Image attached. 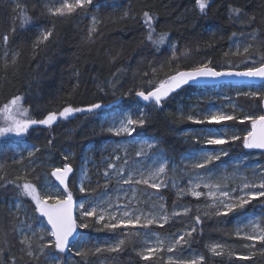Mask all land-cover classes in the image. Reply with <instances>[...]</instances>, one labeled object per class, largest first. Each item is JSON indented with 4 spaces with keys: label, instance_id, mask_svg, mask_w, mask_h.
Instances as JSON below:
<instances>
[{
    "label": "snow or ice",
    "instance_id": "1",
    "mask_svg": "<svg viewBox=\"0 0 264 264\" xmlns=\"http://www.w3.org/2000/svg\"><path fill=\"white\" fill-rule=\"evenodd\" d=\"M211 0H195L196 7L201 14H207ZM13 27L9 33L2 35L0 42V69L7 73L8 69H16L20 57V50H13L9 47L12 36L17 30H23L28 26L44 21V26H39V32L32 41V58L46 52L50 44L59 41V33L56 28L58 18L71 19L76 15L83 14L85 17L95 0H38L37 6L40 8L39 14L35 17L29 14L27 7L14 0ZM18 13V16L15 15ZM230 18L240 19L247 16L244 6L229 7ZM135 20L136 14L132 11L131 4L123 11L120 19ZM142 19L147 29V34L141 40V45L147 42L160 53L164 48L170 51L171 55L167 62H160V68L152 67L154 61L141 59L139 64L147 62L149 71L141 72L139 67L133 72V79L138 80L126 91H121L117 95V90L123 88V84L118 77L126 72L125 68H119L112 73L111 78L98 84V90L106 93V87L110 88L114 97L113 101L106 105L102 100L88 103L83 106H75L71 100H59L58 107L48 110L52 101L44 105L37 104L35 109L26 107L25 103L30 98L28 92L11 96L6 102L0 104V137L6 134H14L16 137H25L34 126H43L49 132L54 131L61 121H69L77 114L97 115L99 111L106 112L104 123L108 126L103 131L110 133L113 137L123 138L117 142L113 152L106 160L102 161V171L96 182V187H91V178L87 167L80 170L79 192L82 194L74 198L73 191L69 184L71 176L75 175L71 158V151L62 152V167H51L48 160H42L40 153L43 150H50L54 146V136L46 138V145H26L27 156L22 153L20 158L14 163L22 164L23 168L19 175L8 179L5 172L6 164L0 163V190L6 186H13L17 192L14 203L7 205L12 225L9 229L19 239L21 245L19 260L24 264H69V259L65 254L71 253L73 248H78L75 256L78 261L72 264H90V258L101 254L119 255L124 253L130 240L139 239L143 245L141 248H133L136 257L144 264H153L156 260L164 257L167 252V264H205V255H195L194 258H185L183 253L190 249L196 236L203 231V222L207 219H215L218 223L229 218L235 219L233 235L251 243L244 244L249 249L247 255H241L229 248L226 244L211 243L206 245L208 252L214 257L227 255L229 259L236 257L238 260H251L255 255L253 249L260 245V251L264 252V165H256L252 169L251 179L246 174H239L240 161L232 172H227L229 167L224 162L225 157L230 153L225 148L208 149L206 146L228 145L241 142L242 148L247 150H264V114H245L239 119L240 124L249 122L250 130L241 137L237 134L228 135L219 129L208 127L200 130L185 131L182 135L185 139L191 137L193 144L201 145L193 147L182 155L183 167H180L168 159L164 149L159 148L161 140L152 137L149 143L146 139H137L140 130L146 128L153 116L152 111H163L166 103L179 94V90L184 87H196L201 82L208 79H215L223 76H241L248 78H259L264 80V21L260 26L253 28L251 32H233L229 41L236 45L233 55H244L246 60H251L258 66L246 67L244 71H217L211 59L197 64L187 70H176L167 74L166 78L158 79L157 73L167 66L171 70L173 62H178L182 56H187L189 49L180 51L177 43L172 42L168 31H157L154 22L157 17L150 10L142 13ZM19 21L18 27L16 21ZM102 20L93 14L91 22L87 28L83 44L95 43L99 34V25ZM257 24L255 14L248 16L247 21L242 25L251 27ZM50 25V26H49ZM247 38L250 42L244 44L241 53V44ZM255 42V43H254ZM212 47V44H208ZM197 50L199 44L196 45ZM231 51V49H229ZM121 53L109 56V63H115ZM225 56L229 52L224 53ZM39 65H37V70ZM80 72L76 70L75 77L77 83L73 85V90L79 88ZM33 77L32 80H35ZM32 80L29 81L31 84ZM72 95L71 93L69 94ZM139 98L145 102V107L137 109L138 115L131 111L114 112L110 106L114 107L118 101L124 97ZM241 93H237L240 96ZM252 101L259 98L258 106L264 109V93L260 91H250L242 94ZM199 103V101H197ZM255 106V105H254ZM151 107V111L149 110ZM233 108L237 105L233 104ZM197 112L196 106L189 107V114L184 115V106H178L177 119L189 121L195 124L221 125L225 121H237V116L226 114L221 110H209L202 114ZM39 116L40 118H35ZM129 145H136L135 156L141 158L135 160L129 158ZM123 153V155H120ZM151 153V154H150ZM264 156V152H261ZM247 155L244 159L247 160ZM50 159V158H49ZM25 160L27 163H25ZM122 161V162H121ZM151 161V163H146ZM217 162H219L217 164ZM87 163V160L85 161ZM37 167H50V175L33 174ZM217 175L218 171H221ZM169 171L172 175L169 176ZM179 173V175H177ZM42 175V178H41ZM50 177H54L57 183H53ZM187 178V185L181 187V180ZM104 183L100 184V179ZM115 181V185H113ZM143 186V187H142ZM175 190L177 200L187 196L197 198V203L184 206L176 210L177 201H173V210L169 212L164 203L165 197L160 194L161 189ZM99 189L100 191H97ZM149 189L156 190L154 193ZM203 198L204 203H199ZM30 201L25 205L24 200ZM3 197L0 196V202ZM257 203L261 208L259 216L249 213V207L255 208ZM191 223L183 230L175 233L162 234L154 231L152 226H159L163 229L165 225L180 219L189 217L192 212ZM21 213L23 216L21 217ZM94 229L96 232H108L116 234L114 240H104L103 242L92 241L81 230ZM8 232L3 233V238L7 242ZM8 249L0 248V264H18L16 255H8ZM27 257V260H24ZM128 264H133L131 258Z\"/></svg>",
    "mask_w": 264,
    "mask_h": 264
},
{
    "label": "trees",
    "instance_id": "2",
    "mask_svg": "<svg viewBox=\"0 0 264 264\" xmlns=\"http://www.w3.org/2000/svg\"><path fill=\"white\" fill-rule=\"evenodd\" d=\"M24 4L29 14L33 17L39 14L40 8L33 5H38V0H19ZM131 4L132 11L136 14V19H120L123 11ZM243 5L247 16H241L240 19L230 18L229 7H239ZM14 0H0V42H2V35L9 33L13 27V8ZM145 10H150L156 14V21L154 26L159 32L161 30L168 31L170 40L177 43L180 51L185 47L189 49L187 56H182L178 62H173L171 70L165 66L157 73L158 79L166 78L167 74L174 73L176 70L189 69L197 66V64L206 62L211 59L210 66L216 69L232 68V69H246V67L258 66L253 64L251 60H246L244 55H233L234 51L233 41H229L228 37L233 32H251L253 28L261 25L264 21V0H211L210 6L207 9V14H201L196 7L195 0H95V4L91 7L88 16L83 14L76 15L71 19L58 18L56 20V28L59 33V41L50 44L46 52L41 53L35 59L32 58L31 45L39 32V26H44V21H38L37 24L26 27L23 30H17L10 40L9 47L13 50H20L21 57L16 69H8L7 73L0 69V104L6 102L11 96L28 92L29 99L25 106H31L35 109L37 104L44 105L49 101L48 110L60 106L59 100H71L75 106H83L88 103L102 100L106 105L113 101L114 97L110 88L106 87V93H101L97 85L101 82L111 78L112 73L119 68H125L126 72L122 73L118 79L123 84L122 89L117 90V95L121 91H126L138 80L133 79V72L139 67L141 72L151 71L147 65L139 64L142 57L146 61H154L152 67L160 68V62H167L171 55L167 48H164L160 53H156L155 49L150 44L145 42L141 45V40L147 34L146 26L142 19V13ZM95 14L99 16L102 23L99 25V34L96 37L95 43L83 44L82 41L87 33V28L91 22V16ZM255 14L257 24L251 27L242 26L248 16ZM18 16V13H15ZM17 27L19 21H16ZM50 26V25H49ZM250 42L244 38L240 51L243 52L244 44ZM255 43V42H254ZM199 44L197 50L196 45ZM212 44V47H208ZM231 49V51H229ZM117 52L121 53L115 63H109V56L115 55ZM229 52L228 56L224 53ZM37 65L39 69L37 70ZM80 72L79 88L73 90V85L77 83L75 72ZM36 77L35 80H32ZM32 80L31 84L29 81ZM219 87H230L235 85L225 84L218 85ZM240 96H235V104L238 110H234V115L237 116V121H225L221 125L195 124L189 121H181L177 119V108L180 104H187L191 101L193 91L202 87L211 86H186L179 90L178 95H174L170 99L163 111H152L153 119L150 124L140 130V136L137 138L146 139L156 137L161 140L159 148L166 151L168 159H173L180 165V156L189 151L193 147H200L201 145L193 144L191 137L185 139L182 135L188 130H198L205 127L218 128L221 126H228L237 130L241 137L250 129V123H239V119L245 114L260 115L262 109L258 106L259 98L256 101L250 100L242 94L246 92V86L240 85ZM261 93H264V83H261ZM252 91V90H250ZM249 91V92H250ZM72 94L71 96L69 94ZM199 101V103H197ZM198 104L201 111L206 109L209 105L219 102L217 98L204 97L202 100H194ZM255 105V106H254ZM145 107L139 102L134 95L132 97H124L116 103L113 108H130L132 112L138 115L137 109ZM151 111V107H149ZM106 114L104 110L99 111L97 115H81L77 114L69 121H61L54 129L49 132L43 126H34L29 134L19 140L27 144L46 145V138L55 137L54 146L50 150H43L40 153L42 160H48L51 167H62V152L71 151L73 156L71 162L73 168L78 167V161L85 152L86 146L94 144L98 147L104 140L113 137L110 133L103 131V126L106 125L102 117ZM35 118H40L39 116ZM11 138L0 139V163L6 164L5 172L8 179H12L20 174L22 164L14 163L18 161V157L14 154L11 148ZM211 147L225 148L229 151V157L224 159H236L245 155L252 156L259 162V165H264V156L261 152L255 150H247L242 148V141L231 143L228 145H218ZM27 156L25 150H21L20 154ZM101 156L102 151L96 150L94 158L97 162V167L101 171ZM50 158V159H49ZM25 163L27 161L25 160ZM50 167H37L36 174H43L45 172L50 175ZM169 171V176H170ZM179 175V173H178ZM42 177V176H41ZM55 180L54 177H52ZM76 175L71 176L69 184L70 190L74 193V198L79 197L81 193L75 190L74 182ZM186 177L181 180V187L187 185ZM154 190V189H153ZM97 191H100L97 189ZM156 191V190H154ZM160 194L165 197L164 203L169 212L173 210V201H177L176 210L188 205L195 207L197 198L187 196L177 200L175 190L169 187L168 189H161ZM0 196L3 197L0 202V248L8 249L11 245L8 255H16L18 264H24L19 260L21 253L19 251L18 237L9 231L12 217L7 210L8 200L11 197H17V192L13 186H6L5 189L0 190ZM25 205H29L30 201L25 199ZM203 204V198L199 200ZM261 213V208L257 203L256 207H249L248 212L255 211ZM196 213L193 211L189 217H181L169 225H165L163 229L159 226H152L154 231H159L162 234L175 233L178 230H183L184 227L191 223L192 216ZM15 223V221H12ZM235 219H227L218 223L214 218L207 219L203 222V231L198 229V235L192 242L191 248L186 249L183 253L185 258H194L195 255H205V264H264V252H261L260 245H257L255 255L251 260L241 261L236 257L229 259L227 255L223 257H214L208 252L206 245L211 243L226 244L229 248L241 255H247L249 249L244 247L248 241L233 235ZM87 231V230H82ZM90 235L97 236L99 239L107 238L109 240L116 239V234L108 232H96L95 230H88ZM8 232L7 242L3 238V233ZM142 243L139 239L130 240L128 249L119 255L101 254L90 258V264H98L103 261V264H128L129 259L133 264H144L136 257L133 248H140ZM68 253L65 258L68 259ZM74 261L80 258L72 254ZM27 260V257H24ZM40 264H44L43 261ZM69 264H72L70 262ZM153 264H167V252L165 250L164 257L161 260H156Z\"/></svg>",
    "mask_w": 264,
    "mask_h": 264
},
{
    "label": "rangeland",
    "instance_id": "3",
    "mask_svg": "<svg viewBox=\"0 0 264 264\" xmlns=\"http://www.w3.org/2000/svg\"><path fill=\"white\" fill-rule=\"evenodd\" d=\"M232 50L234 52L236 51V45L235 44L233 45V49ZM245 86H246L245 87L246 88V92H249L250 90L259 91L261 89V86H259V85H250V84H248V85H245ZM240 87H241L240 85L232 86V88L227 87V86H225V87H219V86L202 87V88H199V89H196V90L193 91V96H192L191 101L189 103H187L186 105L185 104H180L179 106H181V105L184 106V115L185 116H187L189 114V107L193 106V105L196 106L197 112L201 114L200 118H202V114L204 112L209 111V110H213V111L214 110H221V111H224L226 114L234 115V110L235 109L238 110V107L233 108L232 105L235 104V98L234 97L240 91ZM204 97H209V98H213V99L217 98V99H219V102L211 104L206 109L201 111L199 109V107H198V104L195 103L194 100H202ZM112 111H114V112L131 111L132 112V110L130 108H122V109L121 108H113ZM105 115L102 117V120H104ZM0 126H3V125L0 124ZM107 126L108 125L106 124V125L103 126V128H107ZM205 128H208V127L204 126V128H201V129H198V130L195 129V131L199 132L200 130L205 129ZM214 129H219V131H221L222 133H227L228 135H232V134H237L238 135L236 129L228 127V126H221V127H218V128L215 127ZM4 138L5 139L11 138L13 140L11 142V148L14 150V154H16V156H19L18 159L20 158V155H19L20 151L21 150H25L26 149V145H30V144L25 143L22 140H19L22 137H16L14 134H6V136L0 137V139H4ZM137 139L139 140L140 138H137ZM122 140H123V138H118V139L112 138V139H109V140L102 141L98 147H95L94 144H89L88 146H86V148L84 150L85 152L82 154L80 160L78 161V167H77L76 172H75L76 179H75V182H74L73 186L75 187V190L78 193H79V180H78V177L80 176L81 168L85 167V166L87 167V169L89 170V175H90L91 181H92L91 187L95 188L97 179L99 177V174L102 171V170L100 171L98 169L97 162H96V160L94 158L96 150L98 149V150L102 151V156H101V161L100 162H101V166L104 167L106 165H103L102 161L106 160L109 157L110 153L113 152V149L115 148L116 143L120 142ZM146 140H148L149 143L152 142L151 138H146ZM136 147H137L136 145H129V158L135 159V160H140L141 158L135 156ZM204 147H207L208 149L220 148V147H211V146H206V145ZM25 152L27 154L26 150H25ZM186 153H183L182 155H184ZM120 155H123V153H120ZM181 157L182 156H180V158H179L180 159V165L177 164L176 161H174L173 159H169V160H171L176 165H178L180 167H183V164H182V161H181ZM244 157L245 156L240 157V158H236V159L228 158L226 160L223 158L224 162L227 165H229V167L226 169V171L229 172V173L232 172L234 170V167L240 161H243L242 164H239V169H238L239 174H246L251 179L252 169L255 168V166L258 165L259 162L254 159V155H253V157L252 156L251 157L247 156L248 157L247 160H245ZM86 160H87V163H85ZM146 163H151V161H146ZM218 163L219 162H217V164ZM54 167H61V166H54ZM21 170H22V168H21ZM21 170H20V172H21ZM222 171L223 170L218 171L217 175H220ZM170 174L172 175L171 171H170ZM177 175H178V173H177ZM50 179L53 181V183H57L55 180H53L52 177H50ZM186 181H187V179H186ZM103 183H104V181L101 178L100 179V184L102 185ZM112 183H113V185H115V181H113ZM148 191L149 192H153V193L155 192L153 189H149ZM16 198L17 197H11L8 200V204L9 203H14ZM254 214L259 216L261 213L257 210V211L254 212ZM22 216H23V213H21V217ZM88 230H94V229L90 228V229H87V231H83L85 233V235L88 238H90L92 241L103 242L104 240H109L107 238H104V239L100 238L99 239L97 236L90 235ZM248 243H251V242L248 241ZM19 247H21L20 244H19ZM141 247H143V245ZM77 250H78V248H73L72 252L68 253V255H67L68 258L69 257L71 258V259H69V263L74 261L72 254H74ZM98 264H103V261H99Z\"/></svg>",
    "mask_w": 264,
    "mask_h": 264
},
{
    "label": "water",
    "instance_id": "4",
    "mask_svg": "<svg viewBox=\"0 0 264 264\" xmlns=\"http://www.w3.org/2000/svg\"><path fill=\"white\" fill-rule=\"evenodd\" d=\"M181 70H187V69H181ZM217 71H232V72H241L245 69H232V68H224V69H216ZM261 83H264V80H261L259 78H248V77H241V76H223L215 79H208L203 82H201L199 87L202 86H218V85H225V84H231V85H260ZM136 98V97H135ZM139 102H141L145 106V102L140 101L139 98H136ZM262 109V108H261ZM262 114H264V109H262ZM251 128V126H250ZM250 130V129H249ZM257 152H264V150L259 149H253Z\"/></svg>",
    "mask_w": 264,
    "mask_h": 264
}]
</instances>
